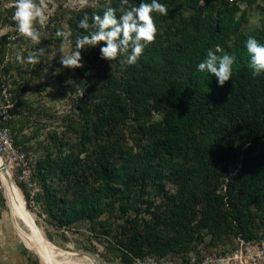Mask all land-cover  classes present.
<instances>
[{
	"label": "trees",
	"instance_id": "1",
	"mask_svg": "<svg viewBox=\"0 0 264 264\" xmlns=\"http://www.w3.org/2000/svg\"><path fill=\"white\" fill-rule=\"evenodd\" d=\"M244 1L254 0H160L168 14L152 13L157 33L137 63L129 65L127 53L101 58L99 42L81 50V66L50 83L72 79L82 91L71 134L58 135L32 172L34 199L56 226L94 230L108 205L118 202L124 214L127 199L149 186L161 199L148 217L126 214L103 233L121 264L189 250L203 231L216 241L256 240L264 225V72L252 75L244 41L251 35L264 43V6L261 23L246 33ZM119 3L102 0L72 17L91 21ZM84 31L73 28L71 37ZM51 41L42 39L40 47ZM217 47V55L236 57L223 85L196 70ZM12 66L8 60L5 73ZM21 117L1 120L10 124L14 145L28 139ZM220 182L224 191H217Z\"/></svg>",
	"mask_w": 264,
	"mask_h": 264
},
{
	"label": "rangeland",
	"instance_id": "2",
	"mask_svg": "<svg viewBox=\"0 0 264 264\" xmlns=\"http://www.w3.org/2000/svg\"><path fill=\"white\" fill-rule=\"evenodd\" d=\"M100 1L102 0H45L48 8L53 10L52 14L46 25L41 26L34 22V26L42 32V39L51 38L52 41L44 47L45 52L40 56V60L31 64L16 61V52L20 51L27 56L34 48L40 47V44L34 45L29 38L16 31L15 21L12 18L13 0H0V36H4V41L0 45V112L10 104L12 117L22 114L21 133L28 139L21 144H12L13 151L9 148L8 164L11 165V180L17 186L25 208L32 215L42 235L55 246L59 255L57 257L66 256L70 260L85 264H121L107 249L103 233L122 222L126 214L138 219L148 217V208L159 204L161 199L151 187L147 186L130 196L127 199L128 210L124 214L120 211L118 202L114 206L108 205L106 211L96 218L94 230H91L87 226L71 228L56 226L49 219L41 202L34 199L36 190H31L18 178L21 167L26 166L33 172L38 156L46 153L48 149H53V140L64 130H67L65 137L69 136L71 134L69 128L79 121L75 103L82 95L81 88L72 79L61 86L50 85L55 78L66 76L76 68L60 63L62 52H69L72 45L69 40L58 37L56 33L57 30L70 33L73 28H78L79 21L72 17V12ZM239 5L246 12L247 21L243 23L242 29L248 33L261 23L264 2L244 1L239 2ZM81 58L83 59L82 55ZM8 60H12L13 66L5 73L3 66ZM30 74L32 77L27 80ZM17 91L20 92L18 96ZM4 92L7 98L4 97ZM159 117L157 113H153V119ZM4 125L12 143L11 126L8 122ZM1 138H4L2 131L0 143ZM220 190L224 191V184L221 182L217 188V191ZM13 212L7 189L4 188L0 199V264H46L34 247L26 241V234L29 233L28 223ZM255 233V241H264V225L260 224ZM201 235L189 243V250L171 252L164 256L147 254L138 259V262L139 264H211V258L229 253L238 245L239 239L245 240L239 235L222 242L212 240L206 231ZM57 249L62 250L63 254H59ZM213 264H222V262L216 260Z\"/></svg>",
	"mask_w": 264,
	"mask_h": 264
},
{
	"label": "clouds",
	"instance_id": "3",
	"mask_svg": "<svg viewBox=\"0 0 264 264\" xmlns=\"http://www.w3.org/2000/svg\"><path fill=\"white\" fill-rule=\"evenodd\" d=\"M203 2V0H201ZM16 31L29 38L34 45H39L43 34L35 26L34 22L46 25L52 14L45 0H13ZM168 14V7L160 0H120L117 7L109 6L102 14L94 13L91 16L85 14L79 20V27L84 32L74 38L71 33L57 30L56 35L69 40L72 48L60 57V63L68 67H79L83 61L81 50L96 46L99 42V55L110 60L118 55L127 53L129 65L137 63L145 47L155 39L157 26L152 13ZM244 46L249 54V63L252 75L258 76L264 72V43L258 42L254 36H248ZM219 48L214 51L207 49V54L197 64L196 70L201 73L214 74L218 85H223L232 76V65L236 59L234 54L224 52L217 55ZM45 52L43 47L34 48L30 55H24L17 51L16 61L20 63L35 64Z\"/></svg>",
	"mask_w": 264,
	"mask_h": 264
},
{
	"label": "built area",
	"instance_id": "4",
	"mask_svg": "<svg viewBox=\"0 0 264 264\" xmlns=\"http://www.w3.org/2000/svg\"><path fill=\"white\" fill-rule=\"evenodd\" d=\"M4 97L7 98V94L5 92ZM11 117V105L8 104L6 105V109L0 112V132H4V138H1L0 143V155L5 168L6 166H9V169L11 168V165L8 164V151L9 148L13 151V143H11L10 138L7 136V127L4 125L5 122H1V120H7ZM18 178L19 180L25 182L31 190L37 191V184L34 181L32 172L29 168L26 166L21 167L18 172ZM4 188L5 186L0 173V198L2 197ZM216 260H220L222 264H264V241L239 239L238 245L229 253H226L221 257L211 258V264L216 262Z\"/></svg>",
	"mask_w": 264,
	"mask_h": 264
},
{
	"label": "bare ground",
	"instance_id": "5",
	"mask_svg": "<svg viewBox=\"0 0 264 264\" xmlns=\"http://www.w3.org/2000/svg\"><path fill=\"white\" fill-rule=\"evenodd\" d=\"M0 164H3L1 155ZM0 173L5 186V190L7 189V195L14 212L16 213V215H18L19 218L28 223L29 233L26 234V241H28L30 245L34 247L36 252L40 255L42 261L46 264H85L79 261L70 260L66 258V256L62 258L57 257L59 255L56 253L55 246L53 244H50V242L47 241L48 239H45L39 228L36 226L32 215L25 208L23 199L17 186L11 180L9 166H6L5 169L2 168L0 170ZM57 251L59 254H63L62 250L57 249Z\"/></svg>",
	"mask_w": 264,
	"mask_h": 264
},
{
	"label": "water",
	"instance_id": "6",
	"mask_svg": "<svg viewBox=\"0 0 264 264\" xmlns=\"http://www.w3.org/2000/svg\"><path fill=\"white\" fill-rule=\"evenodd\" d=\"M2 168L5 169L4 164H0V170H1Z\"/></svg>",
	"mask_w": 264,
	"mask_h": 264
}]
</instances>
